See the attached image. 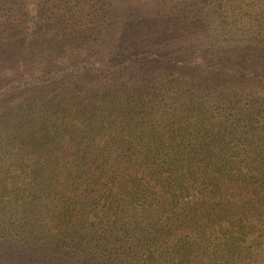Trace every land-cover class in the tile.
<instances>
[{
  "label": "trees",
  "instance_id": "obj_1",
  "mask_svg": "<svg viewBox=\"0 0 264 264\" xmlns=\"http://www.w3.org/2000/svg\"><path fill=\"white\" fill-rule=\"evenodd\" d=\"M153 2L0 0V264H264V0Z\"/></svg>",
  "mask_w": 264,
  "mask_h": 264
},
{
  "label": "rangeland",
  "instance_id": "obj_2",
  "mask_svg": "<svg viewBox=\"0 0 264 264\" xmlns=\"http://www.w3.org/2000/svg\"><path fill=\"white\" fill-rule=\"evenodd\" d=\"M74 3L77 2V0H73ZM73 1L70 0V5L73 4ZM112 2L114 3V7L115 8H120L121 12L123 14H125L126 12L131 13V11L129 9H133V7H135V13H138L137 15L142 17V19L147 18L148 16H158L159 20H160V24L163 25L164 22H166L167 19V15L170 13L171 10V4H167V5H163L162 8L160 9V5H156L154 4L153 0H112ZM36 5L38 3H40L42 6H46L45 4V0H31L29 2H26L25 0H20V6L23 5V8L25 6H31L33 7L31 4ZM74 5V4H73ZM157 6V7H156ZM124 9H127L129 11H123ZM113 11V9H112ZM114 13V11H113ZM134 16H131V18H133ZM24 17L22 16V12H20V24L23 22ZM97 21V20H96ZM86 23V22H85ZM218 23V22H217ZM215 23V25L217 24ZM27 24H30L29 22H27ZM90 31L88 32V30L86 32H84V39H80L81 41H86L88 43H86V48L83 50L81 49L83 53V55L85 57L88 56H97L100 54V52L103 49H109L112 47L113 43H114V37L115 35L111 34V32H109L108 34H105V32H101V28L100 25L96 24L94 26H89ZM28 33V32H27ZM51 39V36H49ZM49 41V40H47ZM60 56H72L71 54H69V51L58 54ZM58 59H62L65 60L66 58H58ZM2 72V74L0 75H5L8 76L10 74V70H6V69H1L0 73Z\"/></svg>",
  "mask_w": 264,
  "mask_h": 264
}]
</instances>
